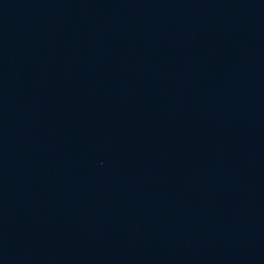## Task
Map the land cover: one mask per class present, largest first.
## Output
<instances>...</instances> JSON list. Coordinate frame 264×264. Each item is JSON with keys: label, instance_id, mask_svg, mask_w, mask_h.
Here are the masks:
<instances>
[{"label": "water", "instance_id": "water-1", "mask_svg": "<svg viewBox=\"0 0 264 264\" xmlns=\"http://www.w3.org/2000/svg\"><path fill=\"white\" fill-rule=\"evenodd\" d=\"M0 264H264V0H0Z\"/></svg>", "mask_w": 264, "mask_h": 264}]
</instances>
